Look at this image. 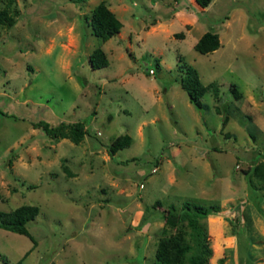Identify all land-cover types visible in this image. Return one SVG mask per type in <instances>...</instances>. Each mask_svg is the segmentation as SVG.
I'll return each instance as SVG.
<instances>
[{
	"label": "rangeland",
	"instance_id": "374dc122",
	"mask_svg": "<svg viewBox=\"0 0 264 264\" xmlns=\"http://www.w3.org/2000/svg\"><path fill=\"white\" fill-rule=\"evenodd\" d=\"M16 1L17 23L0 25V211L40 213L31 237L0 228V264H158L185 201L223 210L201 220L209 264H264V0ZM101 2L123 23L109 40L90 24ZM207 31L221 46L202 54ZM186 65L219 84L202 108ZM42 120L86 134L53 138Z\"/></svg>",
	"mask_w": 264,
	"mask_h": 264
},
{
	"label": "trees",
	"instance_id": "16d2710c",
	"mask_svg": "<svg viewBox=\"0 0 264 264\" xmlns=\"http://www.w3.org/2000/svg\"><path fill=\"white\" fill-rule=\"evenodd\" d=\"M84 1V0H76ZM202 7H207L212 0H196ZM21 15L16 0H0V25L11 28ZM90 24L93 33L102 40H109L116 36L122 29L123 23L105 2L98 4L91 15ZM221 46V39L217 32L207 31L195 44V49L207 54L217 50ZM90 63L93 68L106 67L109 59L103 48H97L90 56ZM183 67V66H181ZM185 75L181 76V85L187 91L191 102L202 108L204 103L202 97L208 90L215 96H219V84L215 81L204 85L195 67L186 65L181 70ZM232 92L235 98L240 99L242 92L238 85H232ZM47 135L53 138H70L75 142H80L85 134V126L82 122L73 124L62 123L57 126L51 125L47 121H39ZM132 137L129 134L118 136L111 144V151L115 153L119 149L129 146ZM254 169V173H258ZM159 203V202H158ZM176 209L175 205L171 206ZM40 213L37 205L23 204L11 211H0V228L16 232L31 237L28 230V223L35 220ZM208 217H223V210L218 204L211 207L197 203L195 201H185L182 203L177 213L176 222L179 230L173 234H163L156 253L158 264H209V259L213 254L210 244V236L202 219ZM20 264V262L18 263Z\"/></svg>",
	"mask_w": 264,
	"mask_h": 264
},
{
	"label": "built area",
	"instance_id": "2783aa9c",
	"mask_svg": "<svg viewBox=\"0 0 264 264\" xmlns=\"http://www.w3.org/2000/svg\"><path fill=\"white\" fill-rule=\"evenodd\" d=\"M151 72L153 73V70H151Z\"/></svg>",
	"mask_w": 264,
	"mask_h": 264
}]
</instances>
